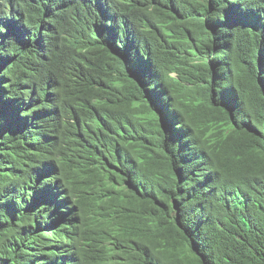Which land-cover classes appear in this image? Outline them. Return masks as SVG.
<instances>
[{
  "label": "trees",
  "instance_id": "1",
  "mask_svg": "<svg viewBox=\"0 0 264 264\" xmlns=\"http://www.w3.org/2000/svg\"><path fill=\"white\" fill-rule=\"evenodd\" d=\"M0 264H264V0H0Z\"/></svg>",
  "mask_w": 264,
  "mask_h": 264
},
{
  "label": "clouds",
  "instance_id": "2",
  "mask_svg": "<svg viewBox=\"0 0 264 264\" xmlns=\"http://www.w3.org/2000/svg\"><path fill=\"white\" fill-rule=\"evenodd\" d=\"M42 106H43V105L39 104L38 106H35V107L39 108V107H42Z\"/></svg>",
  "mask_w": 264,
  "mask_h": 264
}]
</instances>
